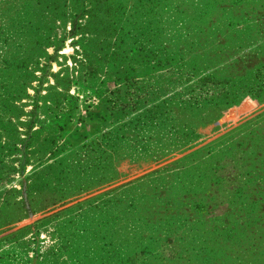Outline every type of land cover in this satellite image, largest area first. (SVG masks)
Returning <instances> with one entry per match:
<instances>
[{"label": "rangeland", "instance_id": "374dc122", "mask_svg": "<svg viewBox=\"0 0 264 264\" xmlns=\"http://www.w3.org/2000/svg\"><path fill=\"white\" fill-rule=\"evenodd\" d=\"M0 264H264V0H0Z\"/></svg>", "mask_w": 264, "mask_h": 264}]
</instances>
